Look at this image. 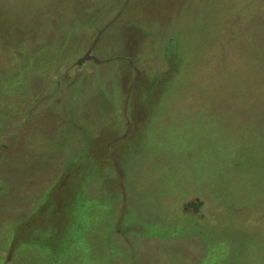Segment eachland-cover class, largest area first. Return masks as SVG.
<instances>
[{"label":"rangeland","instance_id":"rangeland-1","mask_svg":"<svg viewBox=\"0 0 264 264\" xmlns=\"http://www.w3.org/2000/svg\"><path fill=\"white\" fill-rule=\"evenodd\" d=\"M0 264H264V0H0Z\"/></svg>","mask_w":264,"mask_h":264}]
</instances>
